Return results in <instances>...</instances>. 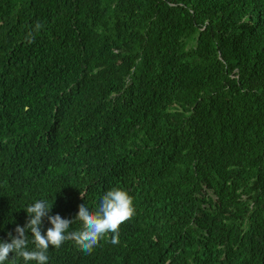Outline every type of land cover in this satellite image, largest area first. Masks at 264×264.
Returning a JSON list of instances; mask_svg holds the SVG:
<instances>
[{
	"label": "trees",
	"instance_id": "obj_1",
	"mask_svg": "<svg viewBox=\"0 0 264 264\" xmlns=\"http://www.w3.org/2000/svg\"><path fill=\"white\" fill-rule=\"evenodd\" d=\"M113 187L119 244L47 264H264V0H0V241Z\"/></svg>",
	"mask_w": 264,
	"mask_h": 264
},
{
	"label": "clouds",
	"instance_id": "obj_2",
	"mask_svg": "<svg viewBox=\"0 0 264 264\" xmlns=\"http://www.w3.org/2000/svg\"><path fill=\"white\" fill-rule=\"evenodd\" d=\"M41 28L42 25L37 22L25 36L26 42H34L35 33ZM51 207L52 204L49 205L45 200H38L26 207L25 210L29 216L26 224L23 227L16 226L15 236L9 232L11 242L0 241V264H4L9 259L10 253L22 257L25 264L30 261H35V264H47L49 259L47 252L50 245L59 248L67 240H74L86 254H90L99 245L100 240L109 233L112 234L110 243L118 245L121 224L135 215L133 198L118 187L106 191L94 211L90 210L85 203L79 205L75 218L81 221L82 228L77 231H68L73 220L62 218L59 214L49 215ZM45 216L48 217L52 226L42 234V218ZM28 229L31 230L35 244V250L31 251L27 250L26 230Z\"/></svg>",
	"mask_w": 264,
	"mask_h": 264
}]
</instances>
